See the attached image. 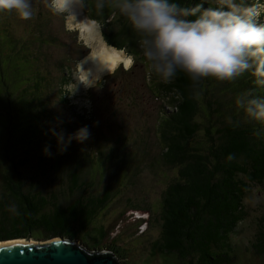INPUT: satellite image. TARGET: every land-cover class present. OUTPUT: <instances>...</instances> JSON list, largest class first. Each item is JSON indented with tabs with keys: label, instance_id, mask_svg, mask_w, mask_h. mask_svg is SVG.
I'll return each instance as SVG.
<instances>
[{
	"label": "trees",
	"instance_id": "trees-1",
	"mask_svg": "<svg viewBox=\"0 0 264 264\" xmlns=\"http://www.w3.org/2000/svg\"><path fill=\"white\" fill-rule=\"evenodd\" d=\"M170 2L187 8L198 3H202L204 8L214 6L212 0H209V5L203 0ZM0 12V16L7 20L10 12ZM95 16L91 13V17L97 19ZM34 19L35 22L28 28V36L23 39L12 35L10 25H6L5 31L0 34L5 55L21 58L24 63L22 69L20 64L17 67L20 74L16 73L14 77L19 83L14 93L9 90L6 81L7 71L11 75L14 73L8 70L14 63L8 60L7 66L0 67V134L7 155L4 157H8V167L1 171L5 193L0 198L2 204L10 198L16 205L13 215L2 209L0 240L27 238L37 230L48 237L79 238L86 249H100L106 228L102 224L92 227L91 220L106 205L116 182L106 184L99 195L89 193L92 181L82 177L83 168L88 165L94 170L96 167L94 171L101 174L103 163L112 162L118 172L129 153L122 142L113 144L108 149L109 153L97 146L88 154L89 147L82 143L78 145L69 138L70 141L60 143L55 128L56 137L54 134L48 137L51 133L47 132V126L53 127L51 115L54 112L47 107L46 96L52 90V79H55L46 68L36 67L41 60L36 53L49 40L52 43L55 41L51 34L47 38L49 22L45 15L38 10ZM100 21L104 24L106 20ZM102 37L108 45L137 51L138 35L130 25H120L114 32L103 27ZM29 44L35 46L36 53L30 50ZM150 86L156 89V93H163L172 108L171 112L161 114L157 131L163 161L177 168L176 177L162 194L159 236L151 241L150 255H173L185 264H234L236 249L231 235L249 214L245 198L250 187H264V122L246 117L236 107L235 98L247 90H254L256 95L264 98V87L257 86L254 77L245 73L235 81L206 78L201 81L197 94L190 78L182 72H178L170 83L153 79ZM212 97L216 99L211 100ZM213 104L215 107H212ZM46 108L48 114L44 112ZM200 111L206 115L208 123L204 121L202 125L196 121ZM213 113H216L215 119L211 118ZM46 120L48 124H45ZM14 121L18 138L30 140L38 147L36 158L40 166L46 158L53 170L67 166V191L79 193L72 202L63 206L52 192L45 195L33 191V176L30 181L23 178L21 172L28 166L30 150H25L27 154L18 159L8 151V137L14 133L11 131ZM201 126L205 130L206 146H189L188 141ZM256 243L258 252L264 253V231L258 234Z\"/></svg>",
	"mask_w": 264,
	"mask_h": 264
},
{
	"label": "rangeland",
	"instance_id": "rangeland-1",
	"mask_svg": "<svg viewBox=\"0 0 264 264\" xmlns=\"http://www.w3.org/2000/svg\"><path fill=\"white\" fill-rule=\"evenodd\" d=\"M33 3L36 8L39 6L37 9L49 22L47 38L51 34L55 41L52 43L49 40L40 52L35 50V46L29 44L30 50L37 52L41 59L36 67L46 68V71L50 72L55 79H52V90H49L46 96V105L54 112L51 115L53 127L47 120L45 122L48 124L47 132L51 133L48 137L53 134L56 137L58 134L57 139L60 143L70 141L68 138L78 145L82 143L89 147L88 154L98 148L97 146L102 147V150L106 149V153H109L108 149L113 144L123 142L125 150L129 153L126 163L118 172H116L118 168L116 169L112 162L103 163L101 174L94 171L96 167L94 170L88 165L85 169L83 168L82 177L92 181L88 189L89 193L99 195L106 184L111 185L116 182L113 194L106 205L91 220L92 227L102 224L106 228L105 237L100 242V249L96 250L111 252L120 264H185L179 262L173 255L168 257L159 254L150 255L151 241L159 236L162 194L169 182L176 177L177 168L163 161L162 146L158 140L157 131L161 114L166 111L171 112L172 108L168 105L163 93L158 94L156 89L151 88L153 79L155 81L160 79L149 75L138 41L137 51L125 49L126 53L133 55L136 60L131 70L125 71L121 66L109 74L106 71L100 75V81L96 82L95 87L85 86L80 83L82 75L78 64L83 61L82 68L88 71L90 60L85 58L89 54L87 45L90 41L85 40L79 26H73L63 16L53 14L43 0H33ZM85 12V15L89 14L90 17L91 13L96 15L92 9L86 8ZM34 18L31 21H22L13 12L6 16L7 20L0 16V34L5 31L6 25H10L12 35L23 39L28 36V28L32 22H35ZM95 18L106 20L103 27L111 32L117 31L120 25H129L123 17H113L107 10L103 17L95 16ZM258 23H264V15L259 18ZM99 35L102 38V34ZM8 60L14 63L8 69L14 73L11 75L7 71L9 80L6 79V81L9 90L14 93L19 83L14 76L16 73L20 74L18 65L20 64L22 69L24 63L18 57L8 58L0 44V67L7 66ZM213 91L217 96L216 89ZM1 97L0 93V100ZM214 99L216 97L211 98V100ZM213 106L215 107V104ZM46 109L44 112L48 114V108ZM205 117L206 115L200 111L196 121L201 124L204 121L208 123ZM211 118L215 119L216 113H213ZM41 119L45 120L44 117ZM15 123L14 121L11 124L13 135H8V151L12 157L18 159L27 154L25 150H30L28 166L22 168L23 178L30 181V177L33 176L35 187L33 191H39L45 195L52 192L63 206L72 202L79 193L73 194L67 191L69 184L66 174L67 166L62 165L59 169L53 170L50 168L48 158L43 160L45 164L40 166L39 159L36 158L39 153L38 147L30 140L18 138ZM3 128L5 130V126ZM54 128L57 134L54 133ZM82 128L87 129L88 136L87 139L80 141L75 136ZM1 138L3 139L0 134V197L5 193L1 171L8 167V157L5 158L7 155L5 156ZM188 145L199 148L206 146L204 126H201L196 135L188 141ZM26 185H29V182H26ZM1 202L0 198V216L3 210L13 215L16 209L14 200L9 198L4 201V204ZM245 204L249 214L231 235L236 249L234 264H264V253L258 252L255 247L256 237L264 231V187H250ZM53 237H48L47 234L36 230L32 231L27 238L35 243L49 241ZM63 238L85 246L79 238L70 239L67 236Z\"/></svg>",
	"mask_w": 264,
	"mask_h": 264
},
{
	"label": "clouds",
	"instance_id": "clouds-1",
	"mask_svg": "<svg viewBox=\"0 0 264 264\" xmlns=\"http://www.w3.org/2000/svg\"><path fill=\"white\" fill-rule=\"evenodd\" d=\"M55 15L63 16L73 26H80L90 37L85 60L96 61L102 70H131L136 60L125 49L97 42L103 24L98 19L78 14L92 9L103 17L105 10L113 17H123L138 35V44L150 76L170 83L178 72L185 73L197 91L204 78L235 81L245 73L264 87V0H212L214 6L179 7L170 0H43ZM209 5V0H203ZM0 11L13 12L22 21H31L38 9L33 0H0ZM192 18V19H190ZM78 64L80 83L95 87L100 74H90ZM236 107L251 120L264 122V98L247 90L235 98ZM86 128L75 138L87 139ZM232 157H229L231 159Z\"/></svg>",
	"mask_w": 264,
	"mask_h": 264
},
{
	"label": "water",
	"instance_id": "water-1",
	"mask_svg": "<svg viewBox=\"0 0 264 264\" xmlns=\"http://www.w3.org/2000/svg\"><path fill=\"white\" fill-rule=\"evenodd\" d=\"M16 238L19 237L10 239ZM25 239V242L0 244V264H120L111 252L89 251L61 236L35 243Z\"/></svg>",
	"mask_w": 264,
	"mask_h": 264
},
{
	"label": "bare ground",
	"instance_id": "bare-ground-1",
	"mask_svg": "<svg viewBox=\"0 0 264 264\" xmlns=\"http://www.w3.org/2000/svg\"><path fill=\"white\" fill-rule=\"evenodd\" d=\"M84 16H86L83 12H80L79 14H78V19H80V20H82V19H84ZM79 28H80V30L82 31V33H83V35H84V37H85V40L87 41V40H89L90 41V37H88L86 34H85V31L79 26ZM95 40L97 41V42H104L103 40H102V38H101V35H99V34H97L96 36H95ZM88 71L90 72V74H93V75H95V74H97V73H99L100 75L101 74H103L104 72H106L105 70H102L101 68H100V65L96 62V61H93V60H90V62H89V64H88ZM11 242H25V240L24 239H22V238H16V239H9V240H6V241H0V244H5V243H11Z\"/></svg>",
	"mask_w": 264,
	"mask_h": 264
}]
</instances>
